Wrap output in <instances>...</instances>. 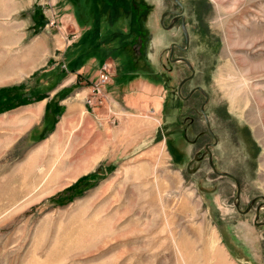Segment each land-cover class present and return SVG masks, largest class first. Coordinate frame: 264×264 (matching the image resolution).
<instances>
[{
    "label": "rangeland",
    "instance_id": "rangeland-1",
    "mask_svg": "<svg viewBox=\"0 0 264 264\" xmlns=\"http://www.w3.org/2000/svg\"><path fill=\"white\" fill-rule=\"evenodd\" d=\"M179 1L185 53L171 52L174 44L185 47L181 22L172 17L182 8L174 0H126L132 11L119 14L113 27L100 1L89 11L102 23L99 47L114 45L146 11L150 39L147 45L137 40L131 59L145 65L144 52L161 82L150 81L152 105L137 108L132 119L146 124L126 138L111 110L122 103L119 63L92 61L99 73L107 65L111 76L103 98L114 116L100 125L89 112L101 107L87 104L100 100L94 101L93 81L70 68L90 28L78 15L86 20L89 12L73 0H45L44 27L27 41L29 49L38 41L47 50L39 72L22 84L29 104L0 121V264H209L187 251L195 247L196 228L205 245L220 240L217 254L224 257L211 264H264V0ZM180 58L194 69L191 80ZM81 86L92 90L86 106L60 101L62 113L42 139L47 105L64 89L74 88L72 95ZM198 88L204 93L190 96ZM46 100L42 119L23 123V108L36 111ZM154 148L155 156H147ZM87 176L89 187L69 190ZM228 232L243 239L234 243L243 252L233 246L236 253L228 255L222 241Z\"/></svg>",
    "mask_w": 264,
    "mask_h": 264
},
{
    "label": "crops",
    "instance_id": "crops-1",
    "mask_svg": "<svg viewBox=\"0 0 264 264\" xmlns=\"http://www.w3.org/2000/svg\"><path fill=\"white\" fill-rule=\"evenodd\" d=\"M44 3L45 0H0V88L10 86L11 84H27L28 78L34 76L39 72V67L44 61L47 50H45L43 42L38 41L35 42L29 49V47H27V41L29 39V33H34L36 31L35 28L37 29L39 27L40 29V27H44V14H46V11L42 7ZM22 45H24L25 47H22ZM45 72L47 71L38 74L37 79H39L41 83L46 80L43 78L46 76L44 75ZM78 74H82L87 81H95L99 76V70H93L92 66L86 65L78 72ZM75 81V77L71 79V83H74ZM152 84L148 79L142 80L138 78L133 79L127 84H119V87L122 86L121 90L123 91V104L115 102V110H113V107L111 110L112 112H114L113 114H115L116 120L120 118L119 122H122L123 125H125L122 130V137L127 138L129 134H131V132L133 133L134 130L139 131L140 127L146 124L142 123V125L140 126L139 122L134 123L132 119L134 120L135 117H138L136 115L137 112L135 111L137 108L142 109L141 107H143L144 109H148L151 107L152 103L148 101V98L150 97V92H152L153 90ZM66 86L67 85L64 84L62 88ZM125 92L130 93L125 94ZM91 93L92 90L90 87L85 88L81 86L65 100V104H67L68 106L76 102L79 107L80 104L81 106H83V104L85 105V99L88 98ZM141 93H143V95ZM57 94L58 93H56L55 96ZM105 97L103 98L102 106L101 104L96 105L101 108L94 110L92 113L89 112L92 120H94L95 123H100V125L107 123V121L109 119L111 120V117L114 116L110 115L108 112V109L110 107L108 106V104H106L107 101H104ZM146 97L147 100L145 99ZM48 101L50 100H46L38 104L35 108L36 111H33L34 109L32 108L24 107V110L21 112L23 116V123L27 125L29 123L33 124L35 121L42 119L43 115L45 114V108ZM153 104L155 103L153 102ZM76 114L77 112H75L74 116ZM7 116L8 113L0 115V121H5L7 119ZM130 125L135 126H133V128L131 129L129 128ZM153 125L155 127V124ZM153 125L151 122H147V127L149 129H154ZM156 153L157 150L154 148L150 150L147 156H155ZM140 167L141 166L137 167L136 170H141ZM196 232V241L194 243L195 247L188 249L187 251H195L197 253V261L199 260L200 255L201 258H203L204 261H208L209 264H211L210 260L217 259L218 257L222 256L224 257L223 251L222 254H217V251L219 249L222 250V248L219 247L220 240H218V244L215 246L213 245V241H211V243L206 242L207 247L205 248V235L200 233L202 232V229L196 228ZM227 237L228 239H223L222 241L228 255L233 256L236 253L235 249L237 252H243V250H241L242 248L237 250V245L235 246L236 237L238 238V236H235L232 233L228 232ZM229 239L231 240L229 241ZM241 240L243 243V239ZM233 246L235 247V249H232ZM216 263L218 264V262Z\"/></svg>",
    "mask_w": 264,
    "mask_h": 264
},
{
    "label": "trees",
    "instance_id": "trees-1",
    "mask_svg": "<svg viewBox=\"0 0 264 264\" xmlns=\"http://www.w3.org/2000/svg\"><path fill=\"white\" fill-rule=\"evenodd\" d=\"M76 2L75 7L78 9V4H82L85 11L89 12L90 9L94 8L95 0H73ZM103 5V13L108 18V26H115L121 18L119 14H129L131 11L128 10L124 2L126 0H98ZM78 2V4H77ZM136 10V8H134ZM146 12V11H145ZM141 14L142 16L137 18L135 21L128 22V30L126 32H121L115 38L114 45H108L99 47L95 42L101 38L102 35V23L100 22V16L92 14L91 12L87 13L86 20L84 16H79L78 19L81 25L89 26V31H87L81 38L80 44L76 47L75 53L71 56V65L70 68L72 71L76 72L81 70L88 63L91 64L92 61L102 64L107 61V59H114L119 63V73L116 79L119 84H127L135 78H146L152 83H160L157 79V75L154 70L150 67V63L146 61L144 52L142 55V61L145 62V65L140 66L138 61L135 62L131 59L132 54L135 53V45L137 40L142 37L145 40V44L149 41L150 36L148 29L145 26L143 18H146V13ZM147 45V44H146ZM73 62H75L73 65ZM69 63V64H70ZM92 69L97 70L96 63H92ZM122 82V83H121ZM27 88L20 85L19 87L12 88H2L0 89V114L7 111H11L22 105L29 104V101L25 99L23 91ZM74 91V88L64 89L57 95V102L52 100L47 105V113L44 118L45 128L40 137L42 139L48 132H51L56 125V121L62 113V109L58 107L60 101L68 98L71 93ZM58 117V118H57ZM92 176H87L80 179L73 187L69 190L82 189L90 186L89 180Z\"/></svg>",
    "mask_w": 264,
    "mask_h": 264
},
{
    "label": "built area",
    "instance_id": "built-area-1",
    "mask_svg": "<svg viewBox=\"0 0 264 264\" xmlns=\"http://www.w3.org/2000/svg\"><path fill=\"white\" fill-rule=\"evenodd\" d=\"M110 79H111V76H110V72L108 70V66L104 65L103 68L101 69L100 73H99L98 78L95 81H93V83H94V91H93L94 101H95V97L96 98L100 97V100H99V102L93 103L91 98L87 99V104H89V107L102 104L103 96L106 93L107 87L111 83Z\"/></svg>",
    "mask_w": 264,
    "mask_h": 264
},
{
    "label": "water",
    "instance_id": "water-1",
    "mask_svg": "<svg viewBox=\"0 0 264 264\" xmlns=\"http://www.w3.org/2000/svg\"><path fill=\"white\" fill-rule=\"evenodd\" d=\"M181 8H182V11L181 12H179V13H174L173 12V14H176L178 17L176 18V21L179 19V18H182L183 19V22H185V15H184V10H183V5H182V3L179 1V0H174ZM184 28H185V26H184ZM185 31H186V29H185ZM186 36H187V46H189V39H188V35H187V32H186ZM179 47L178 45H172V48H171V50H172V52L174 51V47ZM173 54V53H172ZM171 58H172V55H171ZM180 61H183V62H185L187 65H188V67L190 68V70L192 71V76L189 78V79H187L186 81H188V80H191L193 77H194V75H195V71H194V69L192 68V66H191V64L186 60V59H179ZM197 90H199V91H201L202 93H204V91H203V89H201V88H198V89H196V90H194L192 93H194L195 91H197ZM191 93V94H192ZM205 95V94H204ZM191 96V95H190ZM205 106V105H204ZM202 113H203V115L205 116L206 114H205V111H204V107L202 108ZM213 169H214V172H216L218 175H220V176H225V175H227V174H221V173H218L217 171H216V169H215V167L213 166ZM105 173V168L102 166L101 167V170H100V174H104Z\"/></svg>",
    "mask_w": 264,
    "mask_h": 264
},
{
    "label": "flooded vegetation",
    "instance_id": "flooded-vegetation-1",
    "mask_svg": "<svg viewBox=\"0 0 264 264\" xmlns=\"http://www.w3.org/2000/svg\"><path fill=\"white\" fill-rule=\"evenodd\" d=\"M172 17H175V18H177L178 16L176 15V14H173L172 15ZM177 22H181V26H182V29H183V33H184V38H185V47H174V49H178V50H180L181 52H183V53H185V52H187L188 51V49H189V46H187V36H186V31H185V29L186 28H184V26H185V22H183V19L182 18H179L178 20H177ZM172 52V51H171ZM174 52V51H173ZM172 52V53H173ZM177 58H179V57H177ZM180 59H182V58H180ZM170 60H171V57H170ZM193 74V73H192ZM196 92V91H195ZM194 92V93H195ZM194 93H192L191 94V96H193V94ZM180 95V94H179ZM203 107V106H202ZM201 112H202V108H201Z\"/></svg>",
    "mask_w": 264,
    "mask_h": 264
},
{
    "label": "bare ground",
    "instance_id": "bare-ground-1",
    "mask_svg": "<svg viewBox=\"0 0 264 264\" xmlns=\"http://www.w3.org/2000/svg\"><path fill=\"white\" fill-rule=\"evenodd\" d=\"M206 117V116H205Z\"/></svg>",
    "mask_w": 264,
    "mask_h": 264
}]
</instances>
